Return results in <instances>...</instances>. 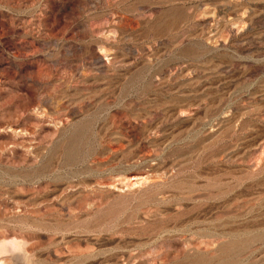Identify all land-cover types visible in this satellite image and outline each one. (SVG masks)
Segmentation results:
<instances>
[{
    "label": "rangeland",
    "instance_id": "obj_1",
    "mask_svg": "<svg viewBox=\"0 0 264 264\" xmlns=\"http://www.w3.org/2000/svg\"><path fill=\"white\" fill-rule=\"evenodd\" d=\"M11 240L6 264H264V0H0Z\"/></svg>",
    "mask_w": 264,
    "mask_h": 264
},
{
    "label": "bare ground",
    "instance_id": "obj_2",
    "mask_svg": "<svg viewBox=\"0 0 264 264\" xmlns=\"http://www.w3.org/2000/svg\"><path fill=\"white\" fill-rule=\"evenodd\" d=\"M12 242H10V246L9 245H7V243H5V242H1L0 241V255H2V254H5V252H8V251H11V249H22V241H20V240H11ZM20 249V250H21ZM5 258H1L0 259V264H6V262H5Z\"/></svg>",
    "mask_w": 264,
    "mask_h": 264
}]
</instances>
